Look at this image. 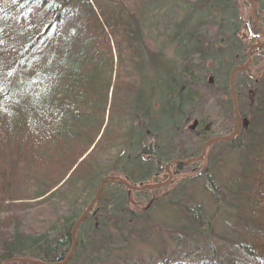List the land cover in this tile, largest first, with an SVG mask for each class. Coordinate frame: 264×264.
Instances as JSON below:
<instances>
[{
    "label": "trees",
    "instance_id": "trees-1",
    "mask_svg": "<svg viewBox=\"0 0 264 264\" xmlns=\"http://www.w3.org/2000/svg\"><path fill=\"white\" fill-rule=\"evenodd\" d=\"M239 4L0 0V264L63 260L106 176L154 184L162 165L198 156L207 139L233 129L228 77L247 60L239 33L253 25ZM257 10L264 21V0ZM213 72L216 84L197 89ZM262 73L234 76L235 139L174 165L166 186L138 191L145 206L107 183L65 264H264ZM208 100L220 111L214 128L204 118ZM156 241L164 245L152 257Z\"/></svg>",
    "mask_w": 264,
    "mask_h": 264
},
{
    "label": "rangeland",
    "instance_id": "rangeland-1",
    "mask_svg": "<svg viewBox=\"0 0 264 264\" xmlns=\"http://www.w3.org/2000/svg\"><path fill=\"white\" fill-rule=\"evenodd\" d=\"M243 1L244 0H241V4H239V6H240V12L242 13V15H243V17H244V19L246 20V23H247V20H249V17L248 16H250V7H249V5H248V3L246 4L245 2V4H243ZM256 19H257V21H258V24L261 26V29H262V31H263V33H264V21L261 19V17L259 16V14H258V10H257V8H256ZM204 22V21H203ZM202 22V23H203ZM245 23V24H246ZM253 23V22H252ZM211 24V22L210 21H206V23H204V25H207V26H209ZM254 25V26H253ZM253 25L251 24V26H253L254 28H255V30H257L258 31V33L257 32H255V30H253V28L249 25V26H247L248 28H244L242 31H240V35H241V38L242 39H245L246 40V42L245 43H247V45L245 46V53H247V50H248V48L250 47V45H252V44H255V43H263L262 44V46H260V47H258V48H256L254 51H252V54H251V59H250V64H249V68H248V70H246V72H250V74H251V76H252V78H260L262 75H263V73L262 72H264V71H262V72H260L261 70H264V59L262 60L261 58H263L264 57V42H263V36H262V34H261V32H260V30L258 29V27L253 23ZM244 40V41H245ZM241 66V65H240ZM233 69V68H232ZM255 70H257V72L255 71ZM260 70V71H259ZM232 71V70H231ZM230 71V72H231ZM262 73V74H261ZM235 76V75H234ZM209 78H212V81L211 82H209ZM216 80H217V76H216V74L213 72L211 75H209L208 77H207V79H206V84L205 83H201V87H197V89H200V90H202V89H208L209 87L207 86V83H209L210 85H213V82H215V84H216ZM205 86V87H204ZM215 87V88H214ZM214 87H212L211 88V90H216V85L214 86ZM209 90V89H208ZM210 90V91H211ZM210 91H208V92H210ZM208 101H210V100H208ZM205 112H204V115H205V117L204 118H207V119H209V120H207V121H211L212 119L214 120V122H212V124H211V128H214V127H217L218 125H219V121H220V111H219V109H218V107H217V105H216V103H215V101L214 100H212V101H210V102H208V103H206V106H205V110H204ZM198 112H193V114L191 115V120L187 123V128L189 127V126H191L192 125V121L193 120H198V117H197V114ZM200 118V117H199ZM201 120V119H200ZM213 137H219V136H212V137H210V138H213ZM192 140H193V142H197L198 141V139H197V135H193V138H192ZM216 143H218V142H216ZM216 143H214V144H216ZM220 143V142H219ZM214 144H212V145H214ZM211 145V146H212ZM188 146V145H187ZM186 146V147H187ZM211 146H209L207 149H209ZM190 149H191V147H189ZM185 150H187V148H185ZM176 153V152H175ZM177 155V154H176ZM205 156V155H204ZM189 159V158H188ZM172 160H174V159H172ZM167 163H165L164 165H162V172H163V174H161V176H160V178L158 179V182H155L154 184H158V183H162V182H164V181H166L167 179H168V177L171 175L172 177L170 178V180H169V183L173 180V178H174V165H171L170 166V168H169V172L167 171V169L165 168V165H166ZM177 165V164H176ZM180 165H184V164H180ZM110 176V175H109ZM151 183V182H150ZM168 183V184H169ZM127 189V188H126ZM150 191H154V190H150ZM129 193V197H130V200L132 201V206H134L136 209H138L139 207H143V206H145L147 203L146 202H144V200L143 199H141V197L139 196V195H143L142 193H139L138 191H130V192H128ZM139 195H138V194ZM158 196H160V194L158 193H152V195H151V200L153 199V198H155V200H156V198L158 197ZM199 197V199H201L202 197H200V196H198ZM91 201V200H90ZM86 208V207H85ZM84 208V209H85ZM40 209H43L42 207H40ZM84 211V210H83ZM39 213V211L37 210V212L36 213H29L30 215H28V217L30 218V221H28V224H31L32 223V218L34 217V216H37V215H40V213ZM82 214V213H81ZM218 218H220L221 220H220V222H224V223H226V222H228L227 221V219L223 216H219ZM152 219H153V227H154V229L156 228V226H157V224L158 223H160L161 221H160V216L158 215V214H155L153 217H152ZM162 220H164V216L162 217ZM81 225V224H80ZM170 225V224H169ZM168 225V226H169ZM163 243L165 244V245H169V244H171V240H169V238L167 237V236H163ZM156 243H158V244H155L154 245V243H153V250H152V257H154L156 254H157V251L159 250V249H161L163 246L162 245H164L163 243H161V242H158V241H156ZM160 244V245H159ZM145 248L146 249H148V247L147 246H145ZM158 249V250H157ZM147 252H145V254H144V256H146L147 254H146ZM7 261H10V262H7ZM7 261H5L3 264H5V263H7V264H13L12 262H11V260H7ZM72 264H78V263H72Z\"/></svg>",
    "mask_w": 264,
    "mask_h": 264
},
{
    "label": "water",
    "instance_id": "water-1",
    "mask_svg": "<svg viewBox=\"0 0 264 264\" xmlns=\"http://www.w3.org/2000/svg\"><path fill=\"white\" fill-rule=\"evenodd\" d=\"M248 3L249 7H250V18L252 20V22L258 27V29L260 30L262 36H263V42H264V33L261 29V26L258 24V21L256 19V4L254 2V0H244ZM263 43H255L250 45V47L247 50L246 56H247V60L246 62L241 65V66H236L232 69V71L229 73V77H228V86H229V91H230V96L232 99V103H233V113H234V117H235V123L233 126V130L231 131L230 134L225 135V136H219V137H213V138H209L207 139L202 147H201V151L199 153L198 156L193 157V158H189L186 160H172L170 162H168L165 165V168L167 169V171L169 172V168L171 165H176V164H184V165H188L191 164L193 162L199 161L201 159H203L204 155L207 152V148L209 146H211L212 144L216 143V142H227V141H231L235 135L240 131L241 126H242V119L239 116L238 110H237V106H236V95H235V91H234V75L236 74V72L238 71H246L249 68V64H250V59H251V54L252 51H254L256 48L262 46ZM212 81V78H209V82ZM196 121H193L192 125L190 126V129L193 130L196 126ZM172 176L170 175L168 177V179L162 183H158V184H142V185H133L130 184L127 180H125L124 178L120 177V176H116V175H110V176H106L101 183L99 184L95 195L93 196V198L91 199V201L89 202V204L86 206V208L84 209V211L82 212V214L79 216V218L76 220V222L74 223L72 229H71V248L69 253L66 255V257L63 259L62 262L60 263H43V262H39V261H35V260H31V259H27V258H19L17 259V264H23V263H30V264H62L65 262H67L74 251V247H75V237H76V232L78 227L80 226V224L87 218V216L89 215L91 209L93 208V206L95 205V203L99 200L100 194L104 188V186L107 183H111V182H117L120 184H123L128 192L132 191H143V190H156L159 188H162L164 186H166L169 183V180Z\"/></svg>",
    "mask_w": 264,
    "mask_h": 264
},
{
    "label": "bare ground",
    "instance_id": "bare-ground-1",
    "mask_svg": "<svg viewBox=\"0 0 264 264\" xmlns=\"http://www.w3.org/2000/svg\"><path fill=\"white\" fill-rule=\"evenodd\" d=\"M254 2H255V4H256V8H258V0H254ZM248 77H252L251 76V74H250V72H248ZM228 88H229V86H228ZM234 91H235V84H234ZM230 92V91H229ZM235 95H236V91H235ZM230 98H231V96H230ZM231 103H232V99H231ZM264 105V104H263ZM236 106H237V110H238V113H239V116L240 117H242L241 116V114H240V112H239V106H238V98H237V95H236ZM232 107H233V103H232ZM233 115H234V113H233ZM242 119V118H241ZM234 123H235V117H234ZM234 126V125H233ZM241 128H242V126H241ZM188 129H189V127H188ZM233 130V129H232ZM231 130V131H232ZM241 130V129H240ZM231 131L228 133V134H230L231 133ZM240 132V131H239ZM238 132V133H239ZM237 133V134H238ZM228 134H226V135H228ZM237 134L235 135V137L237 136ZM223 136H225V135H223ZM235 137L231 140V141H233L234 139H235ZM227 142H230V141H227ZM122 177V176H121ZM122 178H124V177H122ZM126 180V179H125ZM149 184H152V183H149ZM104 189V188H103ZM103 191V190H102ZM96 193V192H95ZM102 193V192H101ZM95 195V194H94ZM101 195V194H100ZM100 198V197H99ZM19 258H27V259H31V260H35V261H39V262H43V263H60V262H62L63 260H61V261H52V262H50V261H43V260H40V259H37V258H32V257H17V258H14V264H17L18 262H17V259H19ZM68 262V261H67ZM66 263V262H65ZM6 264V263H5ZM23 264H30V263H23ZM62 264H64V263H62Z\"/></svg>",
    "mask_w": 264,
    "mask_h": 264
},
{
    "label": "flooded vegetation",
    "instance_id": "flooded-vegetation-1",
    "mask_svg": "<svg viewBox=\"0 0 264 264\" xmlns=\"http://www.w3.org/2000/svg\"><path fill=\"white\" fill-rule=\"evenodd\" d=\"M247 45V44H246Z\"/></svg>",
    "mask_w": 264,
    "mask_h": 264
}]
</instances>
